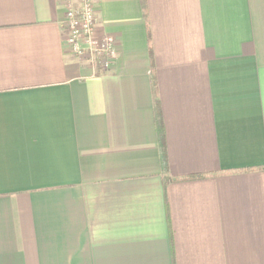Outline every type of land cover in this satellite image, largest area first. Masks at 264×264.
<instances>
[{
    "label": "crops",
    "instance_id": "crops-1",
    "mask_svg": "<svg viewBox=\"0 0 264 264\" xmlns=\"http://www.w3.org/2000/svg\"><path fill=\"white\" fill-rule=\"evenodd\" d=\"M81 1L0 0V264H264V0Z\"/></svg>",
    "mask_w": 264,
    "mask_h": 264
},
{
    "label": "built area",
    "instance_id": "built-area-1",
    "mask_svg": "<svg viewBox=\"0 0 264 264\" xmlns=\"http://www.w3.org/2000/svg\"><path fill=\"white\" fill-rule=\"evenodd\" d=\"M96 14L90 0L70 6L61 22L63 43L76 58L87 62L95 72L107 71L116 57L115 41L95 35Z\"/></svg>",
    "mask_w": 264,
    "mask_h": 264
},
{
    "label": "trees",
    "instance_id": "trees-1",
    "mask_svg": "<svg viewBox=\"0 0 264 264\" xmlns=\"http://www.w3.org/2000/svg\"><path fill=\"white\" fill-rule=\"evenodd\" d=\"M162 170L164 172H167V164H166V161L164 158L162 160ZM206 176H207L206 174H193V175H189V176L180 178L179 180L189 181V180H195V179H202V178H205Z\"/></svg>",
    "mask_w": 264,
    "mask_h": 264
}]
</instances>
